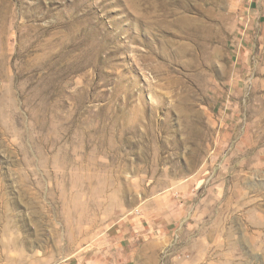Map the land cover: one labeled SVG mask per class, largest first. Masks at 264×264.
Wrapping results in <instances>:
<instances>
[{
    "label": "rangeland",
    "instance_id": "obj_1",
    "mask_svg": "<svg viewBox=\"0 0 264 264\" xmlns=\"http://www.w3.org/2000/svg\"><path fill=\"white\" fill-rule=\"evenodd\" d=\"M0 264H264V0H0Z\"/></svg>",
    "mask_w": 264,
    "mask_h": 264
},
{
    "label": "bare ground",
    "instance_id": "obj_2",
    "mask_svg": "<svg viewBox=\"0 0 264 264\" xmlns=\"http://www.w3.org/2000/svg\"><path fill=\"white\" fill-rule=\"evenodd\" d=\"M171 25L173 26V28H178L179 32L186 30L188 32L190 31V32H194L195 33V32H200L201 29H202V25H199V23H197L196 20H172ZM147 26H148L147 23L144 24V29H146ZM147 29H149V28H147Z\"/></svg>",
    "mask_w": 264,
    "mask_h": 264
}]
</instances>
